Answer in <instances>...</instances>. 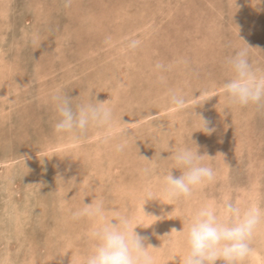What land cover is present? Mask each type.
Listing matches in <instances>:
<instances>
[{
    "label": "rangeland",
    "instance_id": "1",
    "mask_svg": "<svg viewBox=\"0 0 264 264\" xmlns=\"http://www.w3.org/2000/svg\"><path fill=\"white\" fill-rule=\"evenodd\" d=\"M257 2L0 0V264H80L94 225L73 219L84 202L103 201L106 217L133 226L154 222L135 231L157 247L158 264H183L180 230L203 201L264 208V103L236 105L220 92L224 60L238 48L264 69ZM169 90L186 97L184 110ZM58 92L74 105L105 101L114 123L55 133ZM168 144L212 156L216 181L171 198ZM251 249L244 264H264V224Z\"/></svg>",
    "mask_w": 264,
    "mask_h": 264
},
{
    "label": "clouds",
    "instance_id": "2",
    "mask_svg": "<svg viewBox=\"0 0 264 264\" xmlns=\"http://www.w3.org/2000/svg\"><path fill=\"white\" fill-rule=\"evenodd\" d=\"M261 2L258 0L257 4ZM132 46L135 47V42ZM224 66L229 77L220 86V92L232 104L264 103V69L250 62L247 47H240L234 55L226 57ZM51 99L57 116L53 126L57 134L83 133L93 125L111 127L114 123V113L105 101L94 99L74 105L72 99L59 92ZM168 102L177 111L188 106L186 97L176 90H169ZM206 124L202 119L201 130L211 134L213 129ZM123 148V144L116 145L117 151ZM164 151L171 152L167 157L170 164L162 176L171 198H190L195 189L216 181L217 170L205 159L212 156L198 154L196 145L169 149L168 144ZM172 169H179L181 174L174 176ZM81 217L94 220V225L87 233L91 243L80 264H158L152 250L157 247L145 246L146 238L135 231L137 226L147 228L154 222L148 226L140 223L133 226L124 216L108 218L100 200L84 202L83 207L73 212V219ZM262 224L264 208L257 203L244 205L229 198L219 202L203 201L185 216L180 230L185 248L183 264H216L217 261L244 264L252 251V238Z\"/></svg>",
    "mask_w": 264,
    "mask_h": 264
},
{
    "label": "bare ground",
    "instance_id": "3",
    "mask_svg": "<svg viewBox=\"0 0 264 264\" xmlns=\"http://www.w3.org/2000/svg\"><path fill=\"white\" fill-rule=\"evenodd\" d=\"M159 114V113H158ZM58 148V147H57ZM37 149V148H36ZM53 149V148H52ZM63 151V150H62ZM72 152H73V150H72ZM72 157V156H71ZM13 162V161H12ZM7 163V162H6ZM7 165V164H6ZM43 180V179H42ZM33 181V180H32ZM79 185V184H78ZM253 185V184H252ZM33 186V185H32ZM140 188V187H139ZM21 194V193H20ZM165 194V193H164ZM240 194V193H239ZM144 195V194H143ZM200 195V194H199ZM192 197V196H191ZM199 197V196H198ZM234 198H236V197H234ZM177 199H179V198H177ZM55 201V200H54ZM174 201V200H173ZM172 201V202H173ZM181 201V200H180ZM179 201V202H180ZM189 201V200H188ZM144 203H145V200H144ZM155 203V202H154ZM188 206V205H187ZM157 207V206H156ZM169 207V206H168ZM144 208H145V206H144ZM147 208V207H146ZM171 208V207H170ZM184 208V207H183ZM187 209V208H186ZM160 213V212H159ZM184 214V213H183ZM171 218H173V217H171ZM171 218H169V219H171ZM167 219H168V217H167ZM152 221V220H151ZM139 223V222H138ZM160 224V223H159ZM177 224V223H176ZM155 225V224H154ZM178 225V224H177ZM181 225V224H180ZM157 226V225H156ZM171 228V227H170ZM182 228V227H181ZM158 229V228H157ZM156 229V230H157ZM172 229V228H171ZM169 231H171V230H169ZM155 234V233H154ZM165 234V233H164ZM169 239V238H168ZM153 241V240H152ZM175 242V241H174ZM172 243V242H171ZM180 244V243H179ZM159 245V244H158ZM174 246V245H173ZM161 251V250H160ZM254 255L255 256H257V252H255L254 253ZM254 255H253V257H254ZM23 259V258H22ZM178 259V258H177ZM256 259V261H259L257 258H255Z\"/></svg>",
    "mask_w": 264,
    "mask_h": 264
}]
</instances>
